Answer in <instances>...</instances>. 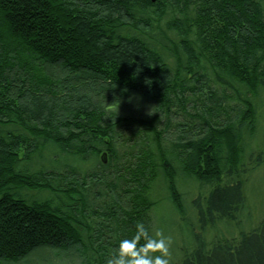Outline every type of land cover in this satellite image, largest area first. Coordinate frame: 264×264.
<instances>
[{"label": "trees", "instance_id": "16d2710c", "mask_svg": "<svg viewBox=\"0 0 264 264\" xmlns=\"http://www.w3.org/2000/svg\"><path fill=\"white\" fill-rule=\"evenodd\" d=\"M262 92L264 0H0V264H107L185 182L242 214ZM196 240L174 264H264V218Z\"/></svg>", "mask_w": 264, "mask_h": 264}, {"label": "rangeland", "instance_id": "374dc122", "mask_svg": "<svg viewBox=\"0 0 264 264\" xmlns=\"http://www.w3.org/2000/svg\"><path fill=\"white\" fill-rule=\"evenodd\" d=\"M260 127L259 141L256 146H261L264 134V92L259 99ZM245 210L230 221H219L213 226L205 224L200 226L195 218L193 201L197 200L201 206L204 204V195L212 188L211 186H197L183 183L180 190L183 193L184 213H178L170 202L164 201V209H159L152 216V232L155 236L157 231H161L164 236L171 238L169 246V264L177 263L181 260L185 251H190L197 242V236L206 245L212 242L229 238L238 240L243 233L256 229L260 221L264 218V162L257 169L244 176ZM204 228V229H202ZM158 254V253H157ZM24 264H42L38 257L27 260ZM66 264H69L66 262ZM74 264V262H73Z\"/></svg>", "mask_w": 264, "mask_h": 264}, {"label": "clouds", "instance_id": "9594fccd", "mask_svg": "<svg viewBox=\"0 0 264 264\" xmlns=\"http://www.w3.org/2000/svg\"><path fill=\"white\" fill-rule=\"evenodd\" d=\"M143 244H140L141 240ZM171 238L161 231L150 236L143 223L136 224V234L119 242L116 254L107 264H169ZM158 253V254H157Z\"/></svg>", "mask_w": 264, "mask_h": 264}, {"label": "water", "instance_id": "95a60500", "mask_svg": "<svg viewBox=\"0 0 264 264\" xmlns=\"http://www.w3.org/2000/svg\"><path fill=\"white\" fill-rule=\"evenodd\" d=\"M151 1H154V0H151Z\"/></svg>", "mask_w": 264, "mask_h": 264}]
</instances>
